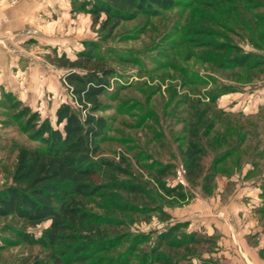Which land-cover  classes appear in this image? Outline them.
<instances>
[{"label":"rangeland","instance_id":"1","mask_svg":"<svg viewBox=\"0 0 264 264\" xmlns=\"http://www.w3.org/2000/svg\"><path fill=\"white\" fill-rule=\"evenodd\" d=\"M20 1L0 0V19ZM73 1L40 0L24 28L5 32L19 36L0 43V190L12 184L18 146H40L22 130L15 118L17 110L6 96L10 94L37 112L40 120L48 119L53 125L62 103L79 111L64 79L68 70L57 59L66 55L76 60L84 41H95L100 46L98 55L117 70L101 97L105 107L98 114L108 119L109 127L99 158H125L135 179L150 190L153 205L169 215L126 208H143V204L125 195L120 201H113L105 192L86 198L85 208L94 216L114 219L116 231L123 237L122 245L107 257H120L136 235L150 234V242L138 247L130 264H141L145 251L155 258L152 249L158 245V235L176 223L187 222L182 231L207 239L206 232L190 229L188 222L203 216L194 208L201 201L226 206L239 200L248 210H238L239 206L229 215L211 210L204 217L219 215L233 222L235 216L241 223L257 224L264 234V66L219 67L207 58L209 50L203 44L210 39L204 31L213 30L217 41L236 48L233 53L251 52L263 59L264 0H178L175 7L158 15L140 14L121 23L111 36L101 29L105 15L95 20L80 8V2L74 5ZM4 27L0 25V30ZM193 125L199 131L204 155L202 171L191 180L186 151ZM160 171L165 172L166 188L179 191L167 194L158 188ZM178 171L183 172L184 184ZM10 224L22 225L0 219V264H32L37 259L52 264L55 252L49 248L14 239L5 242L3 229ZM48 224L27 231L40 235ZM106 231L110 235L113 228ZM212 237L217 245L202 240L176 251L164 247L159 255L170 258L174 254L173 261L184 257L180 264H217L213 254L219 248L218 237Z\"/></svg>","mask_w":264,"mask_h":264},{"label":"trees","instance_id":"2","mask_svg":"<svg viewBox=\"0 0 264 264\" xmlns=\"http://www.w3.org/2000/svg\"><path fill=\"white\" fill-rule=\"evenodd\" d=\"M78 2L80 8L88 10L95 20L105 15L101 29L106 36H111L121 23L134 20L140 14L158 15L161 10L175 7L178 0H75L73 4ZM204 32L210 36L208 41L202 42L209 50L206 56L219 67L255 69L264 66V58L251 52L233 53L236 48L217 41L213 30ZM99 48L95 41H84V48L78 52L76 60L66 55L57 59V64L68 70L64 79L81 109L78 111L70 103H62L56 110L55 125L48 119L40 120L37 112L10 94L6 96L17 110L15 118L21 123L22 130L40 146H18L12 184L0 190V219L22 224L7 225L2 239L49 248L55 252L51 255L52 264H130L138 247L150 242V234L136 235L128 251L120 257H107L109 252L122 245L123 237L116 231L114 219L94 216L85 208L84 200L88 197L105 192L115 201L125 195L127 199L143 204V208L125 205L126 208L142 213L162 212L169 217L163 209L153 205L150 190L135 179L125 158L119 161L99 158L101 143L109 127L108 119L98 114L105 107L101 97L108 92L110 80L117 75V70L105 57L98 55ZM220 50L224 53L217 55ZM203 155L199 131L193 125L186 151L189 179H196L202 171ZM216 168L215 165L214 170ZM156 176L161 191L167 194L179 191V188L176 191L166 188L162 180L164 171ZM211 182L206 183V189ZM46 222L49 224L40 235L27 231L28 227ZM184 223H176L160 233L158 245L152 249L155 258H149L150 252L145 251L141 264H180L181 259H185L179 256L173 261L174 254L170 258H166V254L159 255L164 247L176 251L202 240L217 245L212 236L202 239V235L195 232L182 231L188 226ZM107 228H113L112 234L107 233ZM32 264L50 263L37 259Z\"/></svg>","mask_w":264,"mask_h":264},{"label":"crops","instance_id":"3","mask_svg":"<svg viewBox=\"0 0 264 264\" xmlns=\"http://www.w3.org/2000/svg\"><path fill=\"white\" fill-rule=\"evenodd\" d=\"M39 2L40 0H21L17 5L9 7L6 11L7 22L3 23L4 30L15 33L24 28L25 22L34 17ZM229 203L226 206L225 204L215 206L204 201L194 204L196 211L203 216L195 218L194 223L188 221L190 229L203 230L209 236L218 237L219 248L213 254L217 264H264V234L262 228L259 229L257 224L247 223V220L241 223L235 216L233 222L229 221V217H219V215L204 217V212L210 214L211 210L218 214L224 212L229 215L241 206L237 199H233ZM241 209L248 210V207L238 208V210ZM249 210L251 211V209ZM256 238L259 239V242Z\"/></svg>","mask_w":264,"mask_h":264},{"label":"built area","instance_id":"4","mask_svg":"<svg viewBox=\"0 0 264 264\" xmlns=\"http://www.w3.org/2000/svg\"><path fill=\"white\" fill-rule=\"evenodd\" d=\"M1 21V23H0V25L1 26H3V23L6 21L7 22V17L4 15L3 17H2V19H0ZM6 31H1L0 30V43H5L6 42V39H8V38H11V36H19V34H13V35H11V34H7V33H5ZM178 177H179V181L181 182V183H185V178H184V175H183V172L182 171H178Z\"/></svg>","mask_w":264,"mask_h":264}]
</instances>
